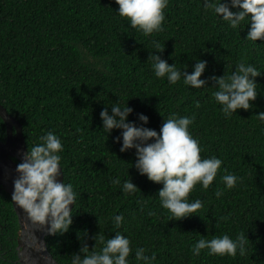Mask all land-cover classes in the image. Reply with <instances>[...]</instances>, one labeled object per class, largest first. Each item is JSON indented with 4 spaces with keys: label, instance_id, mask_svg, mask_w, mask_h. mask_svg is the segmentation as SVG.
<instances>
[{
    "label": "trees",
    "instance_id": "obj_1",
    "mask_svg": "<svg viewBox=\"0 0 264 264\" xmlns=\"http://www.w3.org/2000/svg\"><path fill=\"white\" fill-rule=\"evenodd\" d=\"M203 5L169 0L163 31L145 37L118 15L113 0H0V106L22 126L27 152L49 133L61 140L64 184L77 196L72 228L48 240L60 264H71L85 246L100 252L101 238L116 235L130 240L128 264H139L138 249L154 257L152 264H264V42L245 39L250 18L233 30ZM155 43L165 49L161 58L180 71L191 74L195 63L206 62V88L157 79L149 59ZM240 64L262 74L258 98L250 111L226 118L212 78H230ZM117 104L133 109L129 123L157 133L173 116L195 118L189 133L201 157L222 161L210 188L197 185L190 194L189 203L203 204L196 217L177 222L163 209L162 185L137 173L134 150L120 152L119 131L108 137L103 130L101 112ZM5 138L0 119V141ZM226 175L237 177L232 190L222 182ZM129 178L138 189L133 194L123 192ZM0 214L8 229L18 228L2 190ZM117 216H123L120 227ZM241 233L249 240L244 256L193 255L201 238L235 240Z\"/></svg>",
    "mask_w": 264,
    "mask_h": 264
},
{
    "label": "clouds",
    "instance_id": "obj_2",
    "mask_svg": "<svg viewBox=\"0 0 264 264\" xmlns=\"http://www.w3.org/2000/svg\"><path fill=\"white\" fill-rule=\"evenodd\" d=\"M113 2L118 6V15L125 18L131 28L138 30L145 37L163 31L164 11L169 0ZM203 6L206 11L211 9L233 30L238 29L242 22L250 18V27L245 39L256 44L258 41L264 42V0H220L215 5L212 0H204ZM154 47L156 52L149 59L157 79L166 78L169 86L177 85L183 79L184 84L192 89L206 88L209 81L201 79L207 69L206 62L195 63L189 74L187 70H178L175 65L169 66L161 58L165 49L158 43H155ZM261 76L255 67L240 64L230 78H212L215 88L218 89L214 99L221 106L226 118H231L239 111L248 112L252 109L258 98L256 80ZM132 113L133 109L127 105L121 108L117 104L111 108L110 113L105 108L100 114L103 130L107 132L108 137L113 131H119L121 135L116 138L115 143L122 144L120 152L134 150V167L137 173L155 185H162L158 197L163 209L168 210L177 222L196 217L195 214L203 208V204L199 200L189 203L190 194L197 185L202 186L204 190L210 188L222 168V161L201 157L199 143L189 133L190 126L195 123L194 117L173 116L163 122L160 132L157 133L147 127L129 123L128 118ZM260 119L264 120V113L260 114ZM138 120L141 125L149 123L144 115H140ZM63 151L61 140L52 133L47 134L41 139L40 146L34 147L24 155L23 162L16 169L18 178L14 181V204L27 213L34 223L47 227L51 236L64 235L70 231L73 225L72 212L77 199L72 186L64 184V174L60 167ZM61 174L62 182H58ZM222 182L228 190H232L238 181L236 176L226 175ZM115 183L119 185L120 181ZM0 190L7 194L2 187ZM137 191L130 178L123 184L125 194ZM222 194L217 193V198ZM122 221L123 216L115 217L117 227H120ZM48 240L45 243L46 252L52 257ZM100 243L104 244L100 252L82 247L78 254L71 257V264H128V258L132 254L129 239L116 235L106 242L101 238ZM248 243L249 240L243 233L235 240L227 235L211 240L201 238L192 251L194 256H200L201 252L206 250L211 256L235 258L238 252L241 256L246 254ZM135 259L139 264H152L154 257L150 258L145 255L144 249H138Z\"/></svg>",
    "mask_w": 264,
    "mask_h": 264
},
{
    "label": "water",
    "instance_id": "obj_3",
    "mask_svg": "<svg viewBox=\"0 0 264 264\" xmlns=\"http://www.w3.org/2000/svg\"><path fill=\"white\" fill-rule=\"evenodd\" d=\"M0 119L5 126L6 139L0 142V187L10 196L14 194V181L18 178L16 169L23 162L27 153L26 143L22 136L21 125L0 106ZM63 174L59 181L62 182ZM14 212L18 218L20 237L30 244L40 264H57L46 252L45 238L49 237V229L34 223L22 209H19L12 200ZM32 239V240H31ZM32 241V242H31Z\"/></svg>",
    "mask_w": 264,
    "mask_h": 264
},
{
    "label": "flooded vegetation",
    "instance_id": "obj_4",
    "mask_svg": "<svg viewBox=\"0 0 264 264\" xmlns=\"http://www.w3.org/2000/svg\"><path fill=\"white\" fill-rule=\"evenodd\" d=\"M1 218L3 223L0 224V264H40L34 251L30 250V244L27 241H23L20 237L17 216L16 223L18 228L16 230H14L15 226L8 229L5 220L3 217ZM47 240L48 237L45 238V242ZM52 258L59 264L53 256Z\"/></svg>",
    "mask_w": 264,
    "mask_h": 264
}]
</instances>
